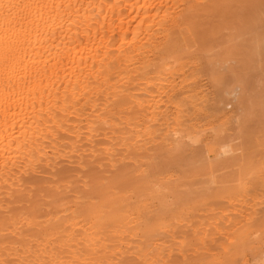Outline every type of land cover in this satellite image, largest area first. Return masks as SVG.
Segmentation results:
<instances>
[{
    "label": "bare ground",
    "instance_id": "bare-ground-1",
    "mask_svg": "<svg viewBox=\"0 0 264 264\" xmlns=\"http://www.w3.org/2000/svg\"><path fill=\"white\" fill-rule=\"evenodd\" d=\"M213 2L0 0V264L190 258L170 244L177 233L160 189L150 191L153 208L146 192L140 200L89 187L94 169L147 173L144 151L167 141L169 102L182 90L166 68L147 75L150 54L186 14ZM41 186L44 214L28 209Z\"/></svg>",
    "mask_w": 264,
    "mask_h": 264
},
{
    "label": "rangeland",
    "instance_id": "rangeland-1",
    "mask_svg": "<svg viewBox=\"0 0 264 264\" xmlns=\"http://www.w3.org/2000/svg\"><path fill=\"white\" fill-rule=\"evenodd\" d=\"M150 58L148 76L166 68L182 85L167 109V141L147 146L144 176L94 169L89 188L140 200L146 192L153 205L150 191L160 189L177 233L170 244L190 256L184 264H264V0L202 4ZM180 135L195 142H170ZM43 188L28 208L40 214L49 208Z\"/></svg>",
    "mask_w": 264,
    "mask_h": 264
}]
</instances>
